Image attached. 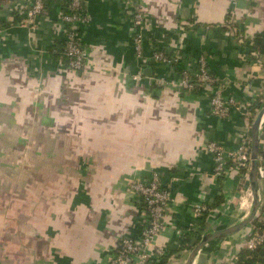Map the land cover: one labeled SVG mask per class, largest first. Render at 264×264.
<instances>
[{
  "label": "crops",
  "instance_id": "obj_1",
  "mask_svg": "<svg viewBox=\"0 0 264 264\" xmlns=\"http://www.w3.org/2000/svg\"><path fill=\"white\" fill-rule=\"evenodd\" d=\"M134 1L145 14L146 54H177L190 69L204 55L224 95L237 100L228 117L211 114L210 88L155 84L150 76L173 73L162 63L133 80ZM30 2L0 0V22L9 21L0 37V264H109L119 239L145 224L131 184L153 170L171 184L172 200L150 245L162 255L151 263L185 264L202 236L251 208L249 180L250 196H240L243 181L230 161L214 176L206 144L237 148L260 110L251 120L247 108L256 99L264 105V0H82L88 22L78 34L88 58L79 71L51 53L63 48L67 0H48L32 31L13 23ZM260 129L255 219L204 244L191 264H244L239 254L253 222H264ZM198 203L211 210L195 222ZM246 260L264 264V245Z\"/></svg>",
  "mask_w": 264,
  "mask_h": 264
},
{
  "label": "built area",
  "instance_id": "obj_2",
  "mask_svg": "<svg viewBox=\"0 0 264 264\" xmlns=\"http://www.w3.org/2000/svg\"><path fill=\"white\" fill-rule=\"evenodd\" d=\"M48 0H31L29 6L15 17L14 24L35 30L37 20L48 15ZM63 26L64 44L63 55L66 59L65 66L70 70L79 71L84 67L88 58L87 52L78 34L79 24L87 23L88 17L84 12L82 0H67L65 10L60 15ZM131 22L133 33L131 45L133 54L138 63L137 70L131 75L136 82L143 78L144 66L154 62L162 63L173 70L170 76H150L157 85H169L179 87L188 92L199 88H210L209 107L211 114L225 118L237 108V100L232 95H224L220 86V78L212 73L207 66L206 57L200 54L196 60L194 69L185 66L177 69L181 64L182 57L177 54H169L160 49H153L150 54L145 52V14L137 2H132ZM7 23V24H6ZM11 24V23H10ZM9 21L0 22V37L7 33ZM264 117V116H263ZM260 137L264 139V124L260 122ZM250 136L242 141L237 148L227 150L221 143L209 141L206 144L207 151L213 160V175L221 177L224 175L227 163H248V170L239 172L242 181L248 180L250 160ZM260 157L258 158V160ZM239 167V166H238ZM174 177L172 182L177 181ZM131 190L136 195L139 204L145 211V224L139 234L135 237L123 236L117 242L115 253L109 264H152L153 253L162 255L161 250H150L151 242L163 227L162 218L168 203L172 200L171 184L165 183L160 174L153 170L146 178L137 180L131 184ZM195 222H199L211 207L204 203L195 204L192 208ZM198 223L192 224L191 229L196 232ZM181 231L177 230L179 234ZM264 245V222L255 227L247 236L244 246L248 251H254Z\"/></svg>",
  "mask_w": 264,
  "mask_h": 264
},
{
  "label": "water",
  "instance_id": "obj_3",
  "mask_svg": "<svg viewBox=\"0 0 264 264\" xmlns=\"http://www.w3.org/2000/svg\"><path fill=\"white\" fill-rule=\"evenodd\" d=\"M263 116H264V105L260 108V110L256 114L250 128V160H249L248 180L251 189L252 204L249 212L238 222L202 236L198 244L190 251L185 264H191L194 256L207 242L213 239L232 235L238 232L239 230H241L242 228H244L246 225H248L255 219L257 211L260 207V201L258 196L257 170H258V158L260 153L259 126L261 120L263 119Z\"/></svg>",
  "mask_w": 264,
  "mask_h": 264
},
{
  "label": "trees",
  "instance_id": "obj_4",
  "mask_svg": "<svg viewBox=\"0 0 264 264\" xmlns=\"http://www.w3.org/2000/svg\"><path fill=\"white\" fill-rule=\"evenodd\" d=\"M7 24V23H6ZM253 47H254V45H253ZM51 49H53V50H51V53L55 56V57H59V58H61L63 61H64V63L66 64V59H65V57H64V55H63V48H51ZM255 57H257L255 54H253ZM250 56L251 55H247V58H250ZM254 57V58H255ZM256 59V58H255ZM181 66H183V64H180V66H178V68L177 69H175L174 68V71L177 73L178 71H180V67ZM261 106H262V102H260L259 100H254L253 102H252V105H251V110H249V108H247L248 109V113H249V117H250V119L252 120L253 119V117H254V115L257 113V111L261 108ZM249 107V106H248ZM249 148H250V146H249ZM231 165H233V166H236V164H234V163H232ZM239 166V167H238ZM238 166H236V168L238 169V171L239 172H241V171H247L248 170V163H245V164H240V165H238ZM239 179H240V177H239ZM262 208V207H261ZM206 214V213H205ZM204 214V215H205ZM204 217V216H203ZM202 217V218H203ZM254 224H255V226H254V228L255 227H257V226H259V225H261L262 223H263V221H254L253 222ZM187 233H190V235L191 234H195V232H193V230H190L189 232H187ZM185 234V236H184V240L183 241H185L184 243H186V241H187V239L189 238V237H187V236H190V235H188V234ZM196 240H198V239H196ZM193 245V244H192ZM256 251V250H255ZM255 251H246V252H242V253H240L239 254V260H241V261H243V263L245 264V261H247L246 259H247V256L249 255V254H252L253 252H255Z\"/></svg>",
  "mask_w": 264,
  "mask_h": 264
},
{
  "label": "rangeland",
  "instance_id": "obj_5",
  "mask_svg": "<svg viewBox=\"0 0 264 264\" xmlns=\"http://www.w3.org/2000/svg\"><path fill=\"white\" fill-rule=\"evenodd\" d=\"M239 191V195L240 196H250V189H249V185H248V180H244L242 183L240 182V187L237 189ZM239 196V197H240ZM242 198H239V201L237 203V205H242Z\"/></svg>",
  "mask_w": 264,
  "mask_h": 264
},
{
  "label": "bare ground",
  "instance_id": "obj_6",
  "mask_svg": "<svg viewBox=\"0 0 264 264\" xmlns=\"http://www.w3.org/2000/svg\"><path fill=\"white\" fill-rule=\"evenodd\" d=\"M262 122H264V117H263V119H262ZM244 203V202H243Z\"/></svg>",
  "mask_w": 264,
  "mask_h": 264
}]
</instances>
